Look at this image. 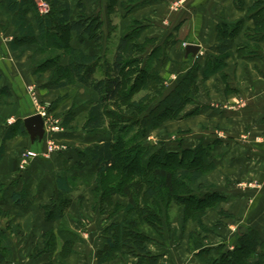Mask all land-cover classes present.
Wrapping results in <instances>:
<instances>
[{
  "label": "crops",
  "instance_id": "obj_1",
  "mask_svg": "<svg viewBox=\"0 0 264 264\" xmlns=\"http://www.w3.org/2000/svg\"><path fill=\"white\" fill-rule=\"evenodd\" d=\"M36 1L38 9V4L42 1ZM59 1L70 5L73 18L78 13V3L85 7L87 15L100 16L103 22L102 49L95 48L88 39L83 44L76 41L72 43L86 54L96 55L99 52L101 56L105 54L108 57L109 51L114 53L119 38L133 21L148 25L143 38H155L160 45L165 39L171 38L175 41L169 50L170 60L174 62V79L170 80V86H174L184 77L194 63L200 66L201 71L207 69V57L216 42V27L219 24L231 25L242 21L239 35L234 41L233 55L225 61L222 78L218 73L202 81L199 73L197 79L198 84L209 92L203 98L222 101V111H212L209 106L212 100L209 99L202 101L200 111L203 112L202 116L206 113L210 116L217 115L213 119H219L217 121L221 124L219 126L222 127L224 139L222 138V142L218 141L219 145L216 146L222 150V158L215 160L216 166L212 173L203 176L196 184H204L205 187L212 185L210 192L223 195L226 201L220 203L214 212L210 211L203 217L201 224L205 230L198 222H184L179 208H170L171 235L174 238L180 236L181 240L166 241L167 237L164 240L152 237L150 242L145 243L144 249L147 255L157 257L156 264H205L198 255V250L192 248L188 235L191 232L200 235L204 248L211 250L213 258L217 257L219 246L226 244L229 250H233L236 240L222 241L219 236L212 241V232H208L210 229L207 228L216 225L215 222H219L221 227L225 217L222 214L225 213L234 214V220L228 224L234 223L237 233L240 226L255 230L260 235V243L264 245V31H256L253 20L247 18V10L256 0H239L241 10L236 6V0H136L134 3L133 0H118L119 11L124 4L130 8L126 12H119L117 32H112L109 44V25L115 19V13H108L109 0ZM25 18L36 30L34 13L27 12ZM14 19L13 13L8 9L7 0H0V145L4 147L0 162V185L4 187L0 208L4 216L0 220V229L5 230V226H8L6 236L10 245V255L2 264H97L98 253L105 244L103 231L107 226L119 222L120 215L115 214L108 219L104 216L100 220V207L93 195L95 184L92 181L83 182L94 173L93 164L89 171L85 167L88 162H84L81 168H76L77 148L82 151L97 143L100 138L75 136L77 130L73 125L74 120L64 122L71 110L75 114V120L85 118L96 96L91 92V101H84L80 97L76 98L75 93L69 92L73 86L59 90L43 88L49 81V72L38 78L34 76L31 59L36 46L20 45ZM188 44L199 47L195 58L185 57L184 50ZM111 45L113 49L109 50ZM239 48H242L244 55L239 56L236 53ZM150 50L148 48V52ZM74 87L89 91L80 85ZM29 89L36 92L35 104L31 101ZM42 107L46 108L49 116L58 120L60 131L52 138L66 149L40 156L31 160L27 166H22L23 155L27 151L45 154L48 136L43 138L41 144L31 143L25 129L26 136L16 135L10 140H2L5 133L15 127L17 122L23 123L24 118ZM199 107L194 105L188 112ZM197 131L194 128L193 134L201 133ZM63 170L68 171L69 185L66 191H59L56 177ZM217 174L221 176L216 177ZM230 174L236 177L237 182H249L251 187L250 184L242 185L243 190H237L227 182L224 184ZM227 186L231 188L227 190ZM13 195L17 202H14ZM60 196L70 201L65 211V226L80 238L64 256H61L64 241L57 233L62 222L46 221L42 210V206L50 205ZM174 211L176 214L172 213ZM248 217L249 220L246 219ZM89 228H94V231L89 232ZM47 231L54 233L52 251L45 250L43 234ZM137 262L138 258L135 256L116 254L103 264Z\"/></svg>",
  "mask_w": 264,
  "mask_h": 264
},
{
  "label": "trees",
  "instance_id": "obj_2",
  "mask_svg": "<svg viewBox=\"0 0 264 264\" xmlns=\"http://www.w3.org/2000/svg\"><path fill=\"white\" fill-rule=\"evenodd\" d=\"M41 1L48 3L49 11L45 15L38 12L35 0H7L8 9L14 15L13 22L19 33L17 41L21 46L26 44L36 46L31 59L36 78L51 71L50 80L43 88L59 90L67 86L80 85L95 94L96 99L86 114L82 130L89 136H100V140L76 152L78 157L76 168L84 166V162L93 164L94 173L91 178L95 184L93 190L95 198L99 190L101 191L98 203L107 205L113 197H118L127 204L124 207L118 206V210L122 214L124 212L122 219L104 229L105 244L103 250L98 253L97 264L105 263L116 254L135 256L138 258L136 264H156L157 257L147 255L144 245L150 242L152 237L162 239V224L165 222L166 212L163 213L170 204L165 200L171 199L177 205H182L180 208L183 209V221L198 222L205 230L201 218L209 208L218 206L226 201V198L210 190L197 194L192 192L188 185H184L185 181L196 183L215 169V160H212L210 155L214 144H200L194 150L185 148L180 152H166L161 149L150 154L154 145L142 149L140 140L145 134L144 122L148 117H163L164 114L161 112L164 110L178 114L185 105L193 102L200 92V84L197 81L199 73L202 80L218 73L222 76L225 61L233 55L234 41L239 35L242 21L231 25L219 24L216 27V42L210 48L211 54L207 57V69L201 71L200 66L194 63L186 75L166 93L161 74L170 62L169 50L175 43L171 38L165 39L161 45L155 38H143L148 25L141 21H133L119 38L110 59L105 54L101 56L99 52L96 55H89L74 47L72 43L76 41L83 44L85 39H88L95 48L102 49L103 22L100 16L87 15L85 7L78 3V13L73 18L69 4L59 0ZM135 1L133 0V3ZM236 6L242 8L239 0H236ZM116 7H119L118 0H109L108 13L110 15L115 13ZM129 8L126 7L125 12ZM29 11L34 13L36 30L26 21L25 16ZM247 18L253 20L256 31H264V0L255 1L247 10ZM112 32L113 29L107 39L108 44ZM148 48L151 49L149 52ZM236 53L239 56L244 55L242 48L236 49ZM134 95L138 97L132 98ZM123 101H129L127 106L121 105L133 110L134 114L138 115L137 118L126 121L124 120L126 117L111 109ZM154 102L158 103L152 105ZM150 106L153 107L149 108ZM73 117L70 111L64 122H70ZM111 117L124 122L125 125L122 126L125 128L124 133L117 135L111 132L109 129L111 127L118 129L109 123ZM128 122L133 125H129ZM15 125L5 133L2 142L16 135H27L23 123L17 122ZM131 133L134 135L130 136ZM112 135V139L105 138ZM3 154L4 147L0 145V162ZM121 154L123 159L120 157ZM186 157L188 162L182 166L181 163ZM198 158L200 162L196 163ZM126 161L132 162L134 171L128 170ZM116 169H120L124 176L106 187L107 177ZM67 173L68 171L63 170L56 177L59 191H66L69 185ZM135 178L138 180H134ZM185 187L189 188L186 192ZM3 191V185H0V202L3 201ZM14 197L15 195L12 196ZM13 200L17 202L16 198ZM162 201L165 202L164 207ZM69 204L67 198L60 196L50 205L42 206L46 221L62 222V226L57 230L58 236L64 241L61 256L69 253L72 245L80 240L77 234L65 226V211ZM3 216L0 208V220ZM142 223L154 230V236L148 232L136 231ZM243 229L244 232L237 233V245L233 250H229L226 244L219 246L216 258L212 257L210 249L204 248L203 240H192V248L198 250V255L205 264H264V245L259 241L260 235L250 228ZM7 230L8 226H5V230L0 229V264L10 255ZM43 237L46 242L45 250L52 251L54 233L47 231Z\"/></svg>",
  "mask_w": 264,
  "mask_h": 264
},
{
  "label": "rangeland",
  "instance_id": "obj_3",
  "mask_svg": "<svg viewBox=\"0 0 264 264\" xmlns=\"http://www.w3.org/2000/svg\"><path fill=\"white\" fill-rule=\"evenodd\" d=\"M39 1L40 0H38V2ZM36 3H37V1H36ZM43 4L48 5V3L45 1L39 2L38 12L45 15L46 12L43 9ZM126 7H129V6H127L126 4L122 5L121 10L123 12H125ZM118 8L119 7H116V10H115L114 22H111V25H109V28L111 30L113 29V32H117L116 25L119 23L118 18H119V12L121 10L119 11ZM111 48H112V45H111V47H109V50L113 49V48L112 49ZM112 52L113 51H109L108 57L112 56V54H113ZM173 68H174V62L172 63L170 60V62L167 64V66L165 67V69L163 70V72L161 74V77L163 78V81H164V87H165L166 93L169 92V90H171L173 88V86H170V80L174 79V76L172 75V71H174ZM48 72H49V75L51 77V71H48ZM49 80H50V78H49ZM203 88H204V86L202 87V85L200 84L199 95L193 100V102H191V103L189 102L188 105H185L180 113L176 114V113L171 112L170 110H168V111L164 110L163 112H161V114H164L163 117H159V118L148 117L146 119V121L144 122V128H145L144 129V132H145L144 137L140 138L141 143H142V149H147L150 145H154V149H152L150 154L154 153V151H158L161 149L165 150L166 152H169V151L180 152V151H182V149H185V148H191V150H194L200 144L206 145L208 143H214L215 146H213V149L211 150L210 155H211L212 160L219 161L222 158V150L216 148V146L219 145L218 141L222 142V138L224 139V137L222 136V127L219 126L221 124L218 122L219 119H213V116H217V115L210 116V115H207V113H206L204 116H202L203 112H201L200 110H201V106H202V101L205 102L206 99H209V100H212V102H209V106H211L212 111H222V101L219 99H210V98H206V97L203 98L204 94L209 93L207 89H205V88L203 89ZM69 92L75 93L74 95L76 98L80 97L84 101H91V99H92V96H90L92 94L91 91H85V90L83 91V89H80V88L77 89L73 86L69 89ZM135 96L136 95H134L132 98H134ZM137 97H138V95L135 98H137ZM128 102L127 101H125V102L123 101L122 103L118 102V106L111 107V109H113L115 111V113L121 114L124 117H126V118H124V120H126V121L131 120V118H137V116H138V115L136 116L134 114L133 110L126 108L127 104H129ZM157 103L158 102H154L152 105H156ZM121 104L122 105L126 104V106L123 107ZM194 105H199L200 107L196 110H191V112H188V110L190 108H193ZM73 107H75V105ZM151 107H153V106H150L149 108H151ZM196 111H198V112L196 113ZM73 115H75V114H73ZM84 119L85 118L82 117V118L75 120L73 117V120L75 122L73 125H74V128L77 130L75 136H77V135L78 136H85V138L89 137V135L84 133V131L82 130V125H83ZM109 123L115 125V127H118V129L117 128L115 129L112 127L109 128L112 133L117 134V135L124 133L125 128H122V126L125 124H123L124 123L123 121L121 122L120 119H114L113 117H111V119L109 120ZM129 125H133V124L129 123ZM121 128H122V130H121ZM194 128H195V130L198 129L197 132L201 131V133H198V134L194 133L193 134ZM223 132H224V130H223ZM132 135H134V134L131 133L130 136H132ZM112 137H113V135L112 136H106L105 138H111L112 139ZM79 147H82V146H79ZM78 151H81V150H79L77 148L76 152H78ZM120 157H121V159H123L122 154L120 155ZM120 162H122V161H120ZM187 162H188V157H186L182 161V163H181L182 166H185V164ZM199 162H200L199 158L196 159V163H199ZM126 166L128 167L129 171H134V167L132 166V162L126 161ZM199 166H201V165H198V167ZM85 167H86V170L89 171L92 168V165L89 163ZM166 167H168L169 169H173V167L170 168V166H166ZM198 167H196V168H198ZM173 170H175V169H173ZM199 170H201V169H199ZM211 173H212V171L209 172L207 174V176ZM124 174H126V173L124 172ZM123 176L124 175L120 172V169H116L115 171H113L111 173L110 177H107L108 181L106 183V187H109V185L111 183H113L115 180H117ZM220 176L221 175L217 174L216 177H220ZM235 178L236 177L234 175L230 174V177L226 178V181H224V184L227 182V184L232 186L233 189L237 188V190H243V188H241L242 185L246 186V185L250 184L249 182H239V181L237 182V179H235ZM92 180H93V178H91V176H89L87 178V180H84L83 182L89 183ZM134 180L137 181L138 178H135ZM184 185L185 186L188 185L190 187L191 191L194 193H197V194L203 193V192H208V190H211L210 187L213 188L212 185H208L205 187L204 184H196V183L191 184V183H188L186 181L184 182ZM237 186H239V189ZM249 186L251 187V184ZM226 188L228 190L231 187L227 186ZM187 189H189V188L185 187V192L187 191ZM98 195H101L100 190L98 192ZM98 195L96 197V200L100 199V196H98ZM94 198H95V196H94ZM165 201H168L170 204L168 205L169 208L166 209V211H164V213H163V214H165V212H166L165 222H164V224H162L163 236L161 238H163V240H164L167 237L166 241H172V240L180 241L181 240L180 236H178V238H176V237L174 238L171 235V228H170V224H171L170 213L171 212L169 213V211H170V208H172V209L174 208L173 210H175L176 208H179L181 213H183L182 207L180 208V206H182V205H177L176 202H174L171 199L165 200ZM164 203L165 202L162 201V207L165 206ZM97 204H99V207H101L99 209L100 220H103L104 218L105 219L112 218V216H114L115 214H119L120 219H122L121 217H123L122 215H124V212L122 214L118 210V206L124 207L127 205L125 200H122L118 197H113L110 200V204H107V205H106V203H103L104 205H102V203L101 204L97 203ZM216 206L217 205H214L213 208H209L207 213L204 216H206L210 211L214 212V210H216L218 208V206L217 207ZM172 213H175V211ZM222 215L225 217L222 219V226L221 227L219 226L220 225L219 222H217V223L215 222V220L213 219L214 218L213 216H212L213 217L212 223L215 222L216 225L207 227L208 229H210V230H208V232H210V233L212 232L211 233L212 234V236H211L212 241H213L214 237H219V236L222 237V241H235V240L237 241L238 235H237V231H236V227H235L234 223H232L231 225L228 224V223L232 222V220H234V214L231 215L229 213H225ZM104 216H106V217H104ZM249 218L250 217H248L246 219L249 220ZM202 219H203V217L201 218V220ZM225 222H227V223H225ZM245 223L249 224V222H247V221H245ZM230 226H232L231 229L229 228ZM219 228H221V229H219ZM180 230H178V231H180ZM136 231L148 232L152 236H154L153 235L154 230L152 228H150L148 225L145 226L143 223L141 225H139L138 228H136ZM165 233H166V235H165ZM180 235L182 236L181 233H180ZM191 235H193V236H191ZM171 238H174V239H171ZM192 240L193 241H200L203 239L201 238L200 235H197L196 233L191 232L188 235V241H192ZM236 245H237V243H236Z\"/></svg>",
  "mask_w": 264,
  "mask_h": 264
},
{
  "label": "built area",
  "instance_id": "obj_4",
  "mask_svg": "<svg viewBox=\"0 0 264 264\" xmlns=\"http://www.w3.org/2000/svg\"><path fill=\"white\" fill-rule=\"evenodd\" d=\"M43 9L46 13L49 11V7L46 4H43ZM29 94L31 101L35 104L37 103V95L34 89H29ZM36 114H40L41 117L44 120V129H45V135L44 137L48 136V146L47 151L43 155L41 152H35V151H27L23 157L22 166H27L29 162L33 159H36L40 156H46L49 153H56V152H62L66 149V147L62 144L56 143L52 136L60 131V126L58 123V120H56L54 117H51L47 114V110L45 107L39 108Z\"/></svg>",
  "mask_w": 264,
  "mask_h": 264
},
{
  "label": "water",
  "instance_id": "obj_5",
  "mask_svg": "<svg viewBox=\"0 0 264 264\" xmlns=\"http://www.w3.org/2000/svg\"><path fill=\"white\" fill-rule=\"evenodd\" d=\"M199 47L194 44H188L185 47L184 53L185 57H191L195 58L199 52ZM24 127L28 133L29 139L31 143H41L44 135H45V129H44V120L41 117L40 114L33 113L23 120ZM89 232L94 231V228H89ZM239 232H244V229L242 227L238 228Z\"/></svg>",
  "mask_w": 264,
  "mask_h": 264
}]
</instances>
